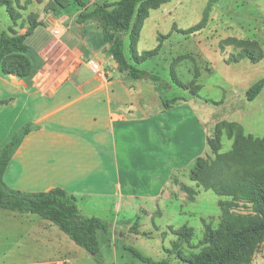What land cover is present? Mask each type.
I'll list each match as a JSON object with an SVG mask.
<instances>
[{
	"label": "crops",
	"instance_id": "obj_1",
	"mask_svg": "<svg viewBox=\"0 0 264 264\" xmlns=\"http://www.w3.org/2000/svg\"><path fill=\"white\" fill-rule=\"evenodd\" d=\"M95 2L89 0L88 8ZM83 9L72 17L60 9L36 12L52 37L34 49L28 45L35 70L28 78L0 71V113L24 116L33 126L10 161L5 182L26 192L63 188L80 207L111 202L118 213L162 216V204L177 198L181 187L175 171H186L183 164L190 162L177 159L175 142L183 132L189 135L184 149L193 150L196 143L192 104L183 97L164 100L158 81L121 71L103 34H84L85 25L101 26L80 22ZM65 24L75 31L67 34ZM91 59L101 65L102 76L92 70ZM200 141L191 162L202 152ZM27 215L39 228L52 227Z\"/></svg>",
	"mask_w": 264,
	"mask_h": 264
},
{
	"label": "rangeland",
	"instance_id": "obj_2",
	"mask_svg": "<svg viewBox=\"0 0 264 264\" xmlns=\"http://www.w3.org/2000/svg\"><path fill=\"white\" fill-rule=\"evenodd\" d=\"M21 2L24 4L26 0ZM48 2L32 0L28 10L23 13V20L27 21L30 12L45 11ZM78 8V4L72 2L60 8L59 14L65 13L72 17ZM11 26H14L13 21L6 7H0V31H8ZM65 26L67 34L75 31L67 24ZM18 29L22 33L26 31L20 25ZM81 29L84 34H90L92 30L93 36L103 34L101 28L89 24ZM51 37L52 33L47 26L39 25L27 37L26 44L34 49L35 43H42ZM124 48L130 57L128 35L124 36ZM157 48L153 57L141 63L134 61L133 64L139 69L151 70L158 76L164 100L173 101L183 97L189 101L188 104H192L189 105L192 108L188 106V109L194 110L198 120V133L193 135L196 143L192 145L193 150L187 151L184 147L189 141V135L184 136L183 132L179 134L175 142L177 159L190 162L183 164L186 171H175L174 175L179 177L180 186L186 183L198 189L195 199H189L188 194L187 198H183L186 192L180 187L175 194L177 198L162 204L165 209L162 216L154 213L153 218L142 214L118 213L115 204L111 202L102 207L89 202L81 203V207L78 204L83 214L99 217L109 223L107 232H98L99 254L90 253L56 224L38 214L0 209V264H23L50 259H67L71 264H147L133 250L155 260L167 259L176 264L182 263L177 249L189 255L204 247V219L217 227L222 216L219 202L226 197L212 190L198 188L190 179L189 172L196 161L191 162L190 152L200 150L202 139L200 156L212 154L207 138L222 120L239 122L247 135L256 138L264 136V88L254 100L247 99L249 88L264 78V0L166 2L150 11L137 43L139 54ZM246 49L261 55V59L255 62L245 56ZM193 87L195 90L191 89ZM23 120L24 116L16 118L15 115L0 113V148L29 125ZM233 141L225 133L221 152L232 149ZM27 214H32L52 227L47 229L35 226ZM136 225L139 234L134 231ZM183 225L193 227L194 236L190 242L181 241L176 249L174 243L178 236L172 233L170 226L180 228ZM115 227L119 229H115L113 234ZM251 264H264V243Z\"/></svg>",
	"mask_w": 264,
	"mask_h": 264
},
{
	"label": "trees",
	"instance_id": "obj_3",
	"mask_svg": "<svg viewBox=\"0 0 264 264\" xmlns=\"http://www.w3.org/2000/svg\"><path fill=\"white\" fill-rule=\"evenodd\" d=\"M169 1L171 0L97 1L92 8H88L87 0H49L45 10L55 12L72 2L77 3L84 8L78 20H94L99 23L104 40L109 45V53L115 58L121 71L133 78L149 77L158 81L156 74L139 69L132 62L141 63L157 53L159 48L139 54L137 43L150 11ZM31 3L32 0H26L24 4L21 0H0V7H6L14 25L8 31H0V71L4 74L28 78L35 70L26 39L43 22L36 12L28 13L27 21L23 20V13ZM19 25L26 27V31L20 32ZM125 35L130 39V57L124 48ZM244 43L247 42H242ZM245 51L244 55L253 61L261 59V55H256L249 49ZM182 86L188 88L187 85ZM263 88L264 78L249 88L247 99L254 100ZM32 128L31 124L25 126L0 148V209L38 214L56 224L90 253L99 254L98 232H107L109 223L99 217L83 214L74 195L60 187L26 192L10 188L6 184L4 177L9 163ZM225 133L233 138V147L221 152ZM207 143L212 154L197 157L189 176L198 188L212 190L226 197L219 202L222 209L221 220L214 227L204 219V247L189 255H185L177 247L181 241L192 240L194 228L188 225L180 228L170 226L172 233L178 236L174 246L182 261L176 264H251L264 243V136L256 138L247 135L239 122L222 120L214 127ZM181 187L189 199H195L197 188L188 184H182ZM241 208L245 210L241 211ZM134 231L140 233L137 225ZM133 252L147 264H175L167 259L155 260L137 250Z\"/></svg>",
	"mask_w": 264,
	"mask_h": 264
},
{
	"label": "built area",
	"instance_id": "obj_4",
	"mask_svg": "<svg viewBox=\"0 0 264 264\" xmlns=\"http://www.w3.org/2000/svg\"><path fill=\"white\" fill-rule=\"evenodd\" d=\"M53 33L56 36H60L62 34V30L60 28H55L53 30ZM89 63H90L92 70L94 71L96 75L102 76L104 74V71L101 65L95 59H91ZM23 264H71V262L67 259L66 260L60 259V260L34 261L31 263H23Z\"/></svg>",
	"mask_w": 264,
	"mask_h": 264
}]
</instances>
